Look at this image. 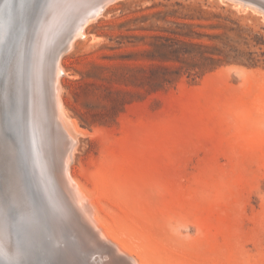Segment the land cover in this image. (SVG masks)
Wrapping results in <instances>:
<instances>
[{
	"label": "rangeland",
	"instance_id": "rangeland-1",
	"mask_svg": "<svg viewBox=\"0 0 264 264\" xmlns=\"http://www.w3.org/2000/svg\"><path fill=\"white\" fill-rule=\"evenodd\" d=\"M58 2L27 0L23 10L45 15ZM111 3L91 16L89 36L58 47L63 70L49 63L46 94L38 93L46 106L18 101L25 146L19 118L9 125L23 167L54 208L56 251L67 253L58 225L72 219L84 244L111 253L113 264H264V0ZM18 50L15 62L24 58ZM158 67L170 68L169 81L143 83ZM58 90L72 122L63 132ZM40 178L55 186L57 203Z\"/></svg>",
	"mask_w": 264,
	"mask_h": 264
},
{
	"label": "bare ground",
	"instance_id": "bare-ground-1",
	"mask_svg": "<svg viewBox=\"0 0 264 264\" xmlns=\"http://www.w3.org/2000/svg\"><path fill=\"white\" fill-rule=\"evenodd\" d=\"M112 1L113 0H102L100 2H98V0H59L57 7L52 8V9L51 8L47 9L45 15L43 14L38 15L39 12L42 13L43 11L42 9L39 8V6L37 8L35 7L34 13H32L33 11H31V8L25 9L24 11L28 13L29 20H30L28 28H26L28 29L27 37L28 35H30L31 37V38L26 39L27 42L25 41L26 43H24L23 39L25 38V33L23 34L24 37L19 36L21 40L20 43H23V45H19L21 52H22L21 54L24 55L25 50L27 54L26 55L27 58L23 56L24 58L22 62L24 65L23 64L21 65V66H24V71H22L23 68L21 71L25 74V78L24 80H23V77L22 79L20 78L19 80H17V74H18L17 68L15 69L13 67L14 63L10 61L11 59L8 57V54H7L8 52L5 51L6 54H4L3 53L4 51H2L3 53L2 57L3 56L8 57V59H6L7 61H4L3 63L0 60V75L3 76L4 74L5 76V79L7 82L6 88L7 86L9 87L17 86L16 90L17 92H19L20 91L19 87H21V95L23 94L22 91L23 90L25 91L22 97L20 93L15 94V95L16 96L20 95L18 96L19 100L23 98V101H22L23 104H26V102L30 100V103L35 102L36 110H38L40 107L44 108L46 106V100L43 98V96H40L38 94V93L46 94V87L44 85L45 83L44 73L45 71L48 70L49 63H53L60 70H63L62 69L63 66H61V59H60L61 56L57 55L56 53L57 50L63 45L72 48L78 37L89 36L86 31L87 25H89L90 22L92 23V20L96 18V17L95 18L92 17L93 19H91V16L93 15L97 17L101 16L100 14H102V11L105 9V7L110 5ZM98 7L101 8L99 13L97 12ZM246 7H249V5H246ZM238 8H240L239 5H238ZM12 33L13 31H11L9 35H11ZM27 44H28V48L26 49ZM30 47L32 49H30ZM31 50H32V54H31ZM21 71H20V74H21ZM54 85L57 86L55 82H54ZM60 86L61 85L59 84V87ZM1 87L3 86L2 85L0 86V93L2 92L1 94L2 97H0V112L3 113L5 111L7 112L10 111V113L12 114V111H13L12 107L9 106V95L10 94L8 95V91L6 90L5 87L4 88H1ZM26 90H28L29 93H31V96H29L30 98L28 100L26 99ZM61 91L62 90H60V92ZM36 92L38 95L36 94ZM21 105L22 104L20 103V106ZM54 106H55V116H56L57 123H58V129H60L61 132H63L67 130V126H70L72 122L69 123L68 121V114L67 112H65L66 110L64 109V106L62 104L61 98L59 96V90L56 93ZM23 112L24 111L22 109L21 110L19 109L18 112L16 113L17 114L16 117L19 118L18 127L20 130V134L22 135L21 139H24L23 131H22L23 130ZM0 120H2V118H0ZM15 123H18L17 120ZM31 124L33 125L31 137H32V143L34 144V154L37 156L38 162L41 165L39 167V172L44 174L46 170L44 169V166L42 167V163L44 165L45 161L43 159L42 150H41L42 149L41 135L37 128L35 117L32 118ZM12 125H15V124H12ZM15 127L17 128L16 125ZM15 130L19 132V130L17 129ZM15 130L14 132H16ZM78 134L79 133H77V135ZM76 138L78 139L79 137H76ZM2 139L3 137L0 135V145L1 146L4 145L3 143L4 139L3 141ZM21 141L22 142L24 141L23 143L25 146V139ZM15 142H16V145L18 146L21 144V143L20 144L18 143L19 141L18 142L14 141L13 143L15 144ZM78 142H77V146H78ZM77 146H76V150H77ZM11 155H12V159H11ZM21 157L18 158L17 154L15 155L11 151V153L6 157V160L7 159L10 160L9 161L10 166L8 168V178L7 179L0 178V203H2V201L5 202L3 203L0 209V212H1L0 213L1 215L0 217V221H1L0 223V256L5 257L8 263H11V264H21V263L24 264L23 262H26L28 264H49L50 261L54 262V264H58L59 261L58 262L55 261L54 256L51 255L53 251L46 252L45 250L41 251V249L39 250L38 248V245L40 243H44L46 246H48L47 243H49L48 242L49 240H47L45 237H40L38 239L36 237H34V239L31 238V240L33 241L30 244L32 251L28 253V257L26 256L25 252L23 253V251H20L13 242L12 238L14 237L15 233L12 230L14 226L10 222H8V219H7L8 218L7 215L11 211L10 210L11 205L8 206V204H11L9 200L12 202H17L16 211H18L21 214V215L19 214L20 218L22 217L21 219H23L26 216V214L29 213V206L26 205V201H24V198H25L24 193H22L23 190H22V178H21V172H20V165L21 167L25 166V157L23 156V152H22ZM39 181L40 182L38 185L48 194V197L50 200L49 203L50 204L57 203L59 201V197L57 195L55 186L51 182L47 180H43L42 178H40ZM3 199L8 200V202H6ZM50 207L52 210H54V208L51 205ZM11 213L13 214L14 211H11ZM23 224H24V220L22 221L21 225ZM69 224L72 225L75 223L71 219L69 221ZM69 224L68 226H65L64 224L61 223L58 225V228H59L60 234L63 236V238L69 245L67 253L72 256L74 264H113L114 256L111 253L107 251L100 252V251L95 250L91 246L85 245L84 242L81 240V237L83 236L80 237L78 235L80 233L78 232H77L78 234L75 233V231L70 227ZM6 227H8L10 231L14 233V234L11 233L12 236L7 232ZM121 244L119 243V245ZM29 248L30 247L28 246V249ZM78 255L82 256V258H80L79 260L75 258V256H78ZM128 259L129 258H127V260ZM137 260L136 261L139 263L140 259H137ZM61 262L63 264H68L63 261Z\"/></svg>",
	"mask_w": 264,
	"mask_h": 264
},
{
	"label": "water",
	"instance_id": "water-1",
	"mask_svg": "<svg viewBox=\"0 0 264 264\" xmlns=\"http://www.w3.org/2000/svg\"><path fill=\"white\" fill-rule=\"evenodd\" d=\"M1 0L0 4V60L3 63L4 61H7L8 57L11 59L10 61L13 63H16L18 66L22 63L21 59L19 62H15L13 58H15L16 52L19 50V45H23V43H20V37L23 36L25 33V38L23 39V42L25 43L27 39V33H28V25H29V16L28 13H26L23 9L24 6H26L27 0ZM10 2V4L8 3ZM15 30V31H14ZM13 31L11 35H9ZM9 36V38H8ZM24 37V36H23ZM8 38V39H7ZM5 53L7 51L8 57H5L2 53ZM21 55V54H20ZM23 58V55L21 56ZM20 58V57H19ZM9 61V60H8ZM17 61V60H16ZM16 64H14V68L16 69ZM17 80L20 79V73H19V67H17ZM6 79L3 74L0 75V86L1 88H6ZM18 83V81H17ZM16 83V84H17ZM17 86H7L6 90L8 91L9 95V106L12 107V114L7 111L1 113L0 112V135L3 137L2 141L4 143L3 146L0 145V178L7 179L8 178V168L10 166V160L6 157L11 153L17 154L18 158L21 157L20 152V145H16L13 143L16 138H13L10 131V126L15 122L16 119V113L18 108V101L20 95L16 96L15 94H19L21 91L17 92L16 90ZM2 92L0 93V97ZM6 96V95H5ZM5 152V153H4ZM12 159V155H11ZM22 159V158H21ZM20 172H21V178H22V190L24 192V201H26V205L29 206V213L26 214V216L21 219L20 213L16 211V203L17 202H11V204H8V206L11 205L10 210L14 211L12 214L11 211L9 212L8 216V222H10L14 228L13 232L10 231L8 227H6L7 232L11 235V233L14 234L13 242L18 247L20 251L25 252L26 256L28 257V253L32 251V248L30 244L33 242L31 240L36 237L37 239L40 237H45L47 240H49L47 245L51 247L53 250L52 254L54 258L57 257L60 261L67 262L68 256L67 253L64 251H61L58 249L56 251L54 246H57L55 243V233H54V220L52 218V215L55 216L54 210L53 213L50 212L48 209V206L46 205V202L43 200L42 196L39 193L38 188L33 182V179L31 176H29V173L27 170H25L24 167H21L20 165ZM5 200V199H3ZM8 202V200H5ZM5 203L2 201L0 203V209ZM1 213V212H0ZM11 213V214H10ZM20 214V215H19ZM6 216V217H7ZM1 217V215H0ZM24 220V224L21 225L22 221ZM3 222V221H2ZM1 223V221H0ZM12 229V228H11ZM12 236V235H11ZM28 246L30 247L28 249ZM37 246V245H36ZM57 248V247H56ZM41 248H39L40 250ZM24 264H28L26 262H23ZM0 264H11L8 263V261L5 259V257L0 256ZM22 264V263H21ZM49 264H54V262L50 261Z\"/></svg>",
	"mask_w": 264,
	"mask_h": 264
},
{
	"label": "trees",
	"instance_id": "trees-1",
	"mask_svg": "<svg viewBox=\"0 0 264 264\" xmlns=\"http://www.w3.org/2000/svg\"><path fill=\"white\" fill-rule=\"evenodd\" d=\"M221 53V52H219ZM161 60H165V61H170V58H160ZM176 60H179L180 58H175ZM206 61H209L210 63L214 64V65H219L222 63L221 59H216V58H205ZM160 70H162L161 73H158ZM170 68L168 67H158L155 69H152L150 72V76L147 75L146 71L144 72V74H146L145 77H143V83L146 82L147 85H152V83H156V82H166L169 81L167 80L168 76H171V74L169 73Z\"/></svg>",
	"mask_w": 264,
	"mask_h": 264
}]
</instances>
